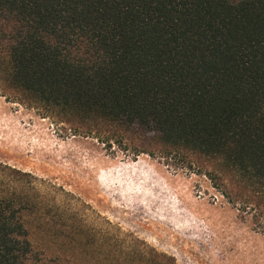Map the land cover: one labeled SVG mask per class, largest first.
I'll return each instance as SVG.
<instances>
[{
  "label": "trees",
  "instance_id": "16d2710c",
  "mask_svg": "<svg viewBox=\"0 0 264 264\" xmlns=\"http://www.w3.org/2000/svg\"><path fill=\"white\" fill-rule=\"evenodd\" d=\"M0 94L264 213V0H0ZM27 206L0 193V264H42Z\"/></svg>",
  "mask_w": 264,
  "mask_h": 264
},
{
  "label": "rangeland",
  "instance_id": "374dc122",
  "mask_svg": "<svg viewBox=\"0 0 264 264\" xmlns=\"http://www.w3.org/2000/svg\"><path fill=\"white\" fill-rule=\"evenodd\" d=\"M64 128L0 94V193L27 199L42 264H264L263 212L175 161Z\"/></svg>",
  "mask_w": 264,
  "mask_h": 264
}]
</instances>
